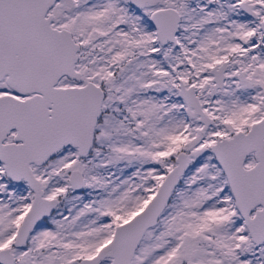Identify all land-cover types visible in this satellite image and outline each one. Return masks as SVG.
I'll return each instance as SVG.
<instances>
[{
    "label": "snow or ice",
    "instance_id": "6c2138e0",
    "mask_svg": "<svg viewBox=\"0 0 264 264\" xmlns=\"http://www.w3.org/2000/svg\"><path fill=\"white\" fill-rule=\"evenodd\" d=\"M0 264H264V0H0Z\"/></svg>",
    "mask_w": 264,
    "mask_h": 264
}]
</instances>
